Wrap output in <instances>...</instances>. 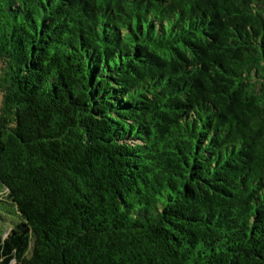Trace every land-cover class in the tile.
I'll use <instances>...</instances> for the list:
<instances>
[{
  "label": "trees",
  "instance_id": "obj_1",
  "mask_svg": "<svg viewBox=\"0 0 264 264\" xmlns=\"http://www.w3.org/2000/svg\"><path fill=\"white\" fill-rule=\"evenodd\" d=\"M1 213L0 264H264V0H0Z\"/></svg>",
  "mask_w": 264,
  "mask_h": 264
},
{
  "label": "rangeland",
  "instance_id": "obj_2",
  "mask_svg": "<svg viewBox=\"0 0 264 264\" xmlns=\"http://www.w3.org/2000/svg\"><path fill=\"white\" fill-rule=\"evenodd\" d=\"M0 233L1 231H5L10 227V221L7 219L8 217L4 214H0Z\"/></svg>",
  "mask_w": 264,
  "mask_h": 264
}]
</instances>
